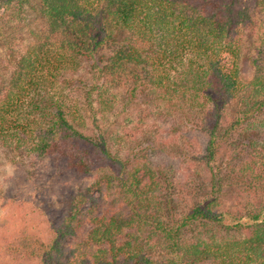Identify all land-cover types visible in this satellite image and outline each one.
Masks as SVG:
<instances>
[{
    "label": "trees",
    "instance_id": "1",
    "mask_svg": "<svg viewBox=\"0 0 264 264\" xmlns=\"http://www.w3.org/2000/svg\"><path fill=\"white\" fill-rule=\"evenodd\" d=\"M31 1L0 5L23 22ZM38 6L46 27L12 46L0 84V153L27 170L51 168L64 213L44 220V234L11 210L18 227L0 235V264H264V0ZM248 27L255 55L245 80ZM129 105L154 136L171 124L181 156L134 140L112 155L110 125L90 129L89 111L103 120Z\"/></svg>",
    "mask_w": 264,
    "mask_h": 264
},
{
    "label": "rangeland",
    "instance_id": "2",
    "mask_svg": "<svg viewBox=\"0 0 264 264\" xmlns=\"http://www.w3.org/2000/svg\"><path fill=\"white\" fill-rule=\"evenodd\" d=\"M38 5L39 0H33L25 7L26 20L23 22H12V18L9 17L10 10L0 5V84L3 81H7L11 73L12 46L15 49L26 47L25 45L35 41V35L38 32L42 34L41 31L46 27L45 18H43L42 14L39 12ZM253 16L258 17L254 13ZM249 29L248 27V31L244 30L241 36L242 50L239 56L240 73L245 80L251 78L253 73L252 60L255 55V50H253L252 45H250V40L252 41L250 37L252 36L249 35ZM79 73L82 78L88 77L86 70H82ZM78 97L80 98V96ZM135 110L136 108L134 106L129 105L128 112L122 116L118 115L116 117L113 114H109L107 119L105 118L103 120L99 115H96L94 118L92 116L93 113L89 111L88 115L90 118L88 120V126L90 129L96 130L95 126L100 129H107L108 125H110L108 129L112 134L107 141L112 155H114L116 150L121 149L120 155L123 157L124 154L129 152L131 147L135 146L132 142V140H134L141 143L142 149H145L148 145L156 146L160 144L164 145L169 154L174 153L177 156H181V149L182 151L184 150L182 148L184 142L181 138L171 134V129H167L171 124L160 130L156 129L157 133L154 136L152 135L154 128L148 127L150 126L148 122L145 123L146 126L144 127L137 123L136 118L138 116ZM233 116V108L227 109L226 117L231 119ZM156 124L158 123L154 121L153 125L156 126ZM147 132H151V134H149L151 138L142 140L143 136L148 137V134L144 135ZM116 134L121 138L115 140ZM202 138L203 137H201V139ZM135 147H137V145ZM175 161H177V159ZM172 162L174 163L172 167L175 169L178 163ZM85 185L83 181L80 182V184L75 183V186L80 189ZM60 186V178L53 173L51 168L43 166V168H30L27 170L19 164L9 163L7 160L5 161L2 153H0V187L3 190V192L0 193V235L11 229L14 231L18 227V223H16L15 220L11 221L9 216L12 211H18V209L21 214L26 215V219L35 217L33 221L35 229L45 234L46 226L44 220H46L47 217H51L52 223L59 222L61 220V215L64 213L65 201L60 195ZM2 190L0 189V191ZM3 196H6L8 200H10L12 196V205L8 200L2 202L1 197ZM21 204H23L22 207L18 208ZM33 207L36 208L35 212L31 211ZM105 207L106 206H104V208ZM109 211H111V209H109ZM12 216L15 217L13 213ZM67 243H70L69 239Z\"/></svg>",
    "mask_w": 264,
    "mask_h": 264
}]
</instances>
